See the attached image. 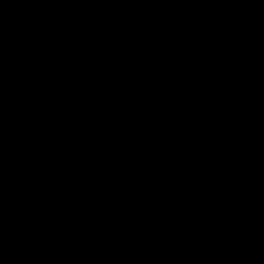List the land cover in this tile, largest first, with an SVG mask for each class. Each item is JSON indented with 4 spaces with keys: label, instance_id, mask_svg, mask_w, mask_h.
<instances>
[{
    "label": "water",
    "instance_id": "95a60500",
    "mask_svg": "<svg viewBox=\"0 0 264 264\" xmlns=\"http://www.w3.org/2000/svg\"><path fill=\"white\" fill-rule=\"evenodd\" d=\"M0 264H264V0H11Z\"/></svg>",
    "mask_w": 264,
    "mask_h": 264
}]
</instances>
